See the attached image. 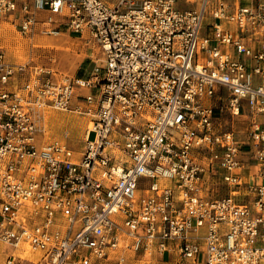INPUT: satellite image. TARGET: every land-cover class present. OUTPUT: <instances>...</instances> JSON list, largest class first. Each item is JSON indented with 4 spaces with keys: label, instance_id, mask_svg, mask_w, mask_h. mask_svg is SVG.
<instances>
[{
    "label": "built area",
    "instance_id": "1",
    "mask_svg": "<svg viewBox=\"0 0 264 264\" xmlns=\"http://www.w3.org/2000/svg\"><path fill=\"white\" fill-rule=\"evenodd\" d=\"M0 19L100 52L79 76L0 44V264H264V0H0ZM243 108L241 141L214 118ZM46 109L87 116L81 148L40 137Z\"/></svg>",
    "mask_w": 264,
    "mask_h": 264
},
{
    "label": "rangeland",
    "instance_id": "2",
    "mask_svg": "<svg viewBox=\"0 0 264 264\" xmlns=\"http://www.w3.org/2000/svg\"><path fill=\"white\" fill-rule=\"evenodd\" d=\"M109 3H116L118 0H105ZM227 27L232 25L227 24ZM234 27V26H233ZM208 27L204 28V32ZM0 44L6 49V54L13 61H25L31 59L32 62L45 66H51L56 70L71 75L84 76L91 70L92 66L100 57V52L91 42H87L84 37L73 34L62 33L60 35H36L33 38L22 35L14 25L7 20L0 19ZM226 95V93H223ZM222 101L219 100L218 105ZM264 114L258 116L262 119ZM215 122L221 129H229L241 140L246 139V130L250 122V113L247 108H243L238 114H231L229 111L215 110ZM88 122L85 114L73 110L46 109L44 121V131L40 137L45 140L61 137L67 132L69 137L65 138L68 144L74 149L82 146V133ZM143 184L137 187L140 192ZM227 191V187L218 186L215 191L210 192L212 196L221 195ZM2 249V247H1ZM3 250H10L4 246ZM29 254L33 253L29 251ZM35 254V253H34ZM170 254L166 253L165 258ZM126 264H168L158 261L153 256L144 255L142 252L135 254L128 253Z\"/></svg>",
    "mask_w": 264,
    "mask_h": 264
},
{
    "label": "crops",
    "instance_id": "3",
    "mask_svg": "<svg viewBox=\"0 0 264 264\" xmlns=\"http://www.w3.org/2000/svg\"><path fill=\"white\" fill-rule=\"evenodd\" d=\"M74 35V34H73ZM74 36H78V35H74ZM81 37V36H80ZM261 121H264V117H262V119H260ZM238 138V137H237ZM239 139V138H238ZM240 140V139H239ZM253 161H248L246 162V169L248 171H250V178L253 180H259L258 177H256L255 175H253V172H255V167L252 164ZM250 164V165H249ZM169 253L170 256L169 258H165V254ZM147 255V254H144ZM150 256L155 257L156 259H158V261L163 262V263H168V264H186V263H182L179 261V257L178 255H176L175 253H171L170 251H163L162 253H158V252H153L151 254H148Z\"/></svg>",
    "mask_w": 264,
    "mask_h": 264
},
{
    "label": "bare ground",
    "instance_id": "4",
    "mask_svg": "<svg viewBox=\"0 0 264 264\" xmlns=\"http://www.w3.org/2000/svg\"><path fill=\"white\" fill-rule=\"evenodd\" d=\"M25 246H26V245H25ZM25 248H26V251H29V249H28L27 246H26ZM24 253H25V252H24ZM24 253H23V254H24ZM33 256L35 257V254H34V253H33L30 257H33Z\"/></svg>",
    "mask_w": 264,
    "mask_h": 264
}]
</instances>
